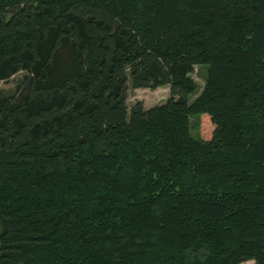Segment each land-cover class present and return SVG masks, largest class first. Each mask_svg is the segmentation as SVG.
Instances as JSON below:
<instances>
[{"label":"trees","instance_id":"16d2710c","mask_svg":"<svg viewBox=\"0 0 264 264\" xmlns=\"http://www.w3.org/2000/svg\"><path fill=\"white\" fill-rule=\"evenodd\" d=\"M21 70L0 264H264V0H0V81ZM128 78L169 94L128 107Z\"/></svg>","mask_w":264,"mask_h":264},{"label":"rangeland","instance_id":"374dc122","mask_svg":"<svg viewBox=\"0 0 264 264\" xmlns=\"http://www.w3.org/2000/svg\"><path fill=\"white\" fill-rule=\"evenodd\" d=\"M206 71V65L197 64L194 66L191 75L196 80L199 89L202 87L204 83V75ZM25 71H17L13 75L10 76L7 80L0 81V86L3 93H9L15 90L16 85L21 81ZM169 94L168 85L166 84H159L156 86H136L133 84L132 79L128 78L126 83V100L128 107L131 104L140 99L142 100L144 106H150L156 103H160L166 99ZM194 94H191L190 97L192 98ZM190 127L191 132L194 135L198 133L208 135V133L213 129L214 124L210 121L208 117L201 116L198 121V114H191L190 115ZM4 222L0 215V231L3 229ZM239 264H254L253 259H247Z\"/></svg>","mask_w":264,"mask_h":264}]
</instances>
